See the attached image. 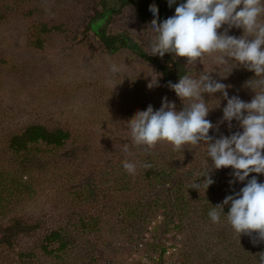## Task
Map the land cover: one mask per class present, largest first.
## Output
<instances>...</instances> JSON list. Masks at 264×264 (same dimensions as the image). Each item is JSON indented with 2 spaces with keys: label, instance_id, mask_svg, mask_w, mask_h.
<instances>
[{
  "label": "rangeland",
  "instance_id": "obj_1",
  "mask_svg": "<svg viewBox=\"0 0 264 264\" xmlns=\"http://www.w3.org/2000/svg\"><path fill=\"white\" fill-rule=\"evenodd\" d=\"M91 6H93V0H0V175L2 176L0 180L2 178L11 180L15 175L20 174L17 173L20 170H23L21 173L23 175L27 169L36 167V164H38L37 168L43 167L44 161L39 160H34L27 165H20L21 163L17 161L18 159L15 158L14 153L10 152L5 143V139L18 133L21 127L29 123L42 121L43 124H48L54 117L69 129L72 126L80 133L85 132V134L82 133L85 135L84 138L89 139L92 131L96 134V131L92 130L93 128L89 127L88 123H85V119L91 115V112H86L89 105L99 104L96 100L99 93L96 91L100 85L112 88L109 92L116 96L120 106L123 105L127 109L122 126L116 127L119 134L118 140L115 139V143L111 142L112 145H109L108 148L120 150L119 154L126 156L133 163L137 161L132 155L136 151L126 123L138 111H141L143 106L146 109L151 104L148 102L154 98L158 103L152 105L155 110L161 106L163 97L175 102L177 110L183 108L180 98L173 90L162 84L160 76H158V86L149 87L151 76L155 78L158 75L155 66L143 63L140 59L130 56L129 52L128 55L125 50H122L117 57H110L111 61L119 64L122 69L121 75L115 77L113 81L112 73L109 71V57L103 53L99 42L96 41L98 44L93 48H86L83 43H77L82 38L85 39L86 34L81 29L74 33L73 31L79 25V21L91 15L88 11V7ZM114 16V20L112 19L108 23L109 29L112 28L126 34L134 39L147 55L155 56L149 54V42L155 34L147 29L148 25H144L138 20L135 9L125 7ZM261 19L264 20V16ZM38 24L61 26L65 33L52 39L53 43L50 42L45 48L33 49L30 46V35L29 45L26 40L31 28H36ZM224 27L227 26H222L218 31H223ZM229 34L239 37L242 35V29L233 27L229 30ZM199 65L204 66V70H215L216 72L210 73L214 79L231 85L228 90L229 97L238 95L242 100L249 102L255 95L252 89L244 86L247 80L254 77V72L246 70L243 66H217L207 55L201 63L197 61V69ZM231 67H234L232 71ZM219 74L228 76L220 77ZM131 75L136 79L137 77L142 78V75L145 76L144 82L138 80L136 83V87L143 90L140 94L135 93L133 86L126 84L123 80ZM65 84L69 85L67 94L56 98L58 88ZM115 85L117 86L114 88ZM51 89L55 91L53 98L47 97L52 92H50ZM203 95L207 101L209 97L206 98V94ZM214 95L220 99V106L210 110L207 117L211 116L213 112L222 111L226 104V100ZM217 103L216 100L211 102L212 106ZM88 110L93 111L92 109ZM219 115L220 113L217 114V118ZM218 120L219 128L228 125L226 122L221 123L220 118ZM97 134L98 139L94 140L98 142L96 149L106 151L103 158H112L109 155V150L106 149L107 144L102 138L99 139L101 134L99 135V132ZM90 141L92 145L93 139L91 138ZM163 144L166 146L168 143L163 142ZM171 158L174 162H180L182 157L173 155ZM98 159L99 157L96 156L93 160H87L80 164L77 161V166H64L59 170V174L49 171L41 183L33 184L30 180L35 192V198L32 200H26L28 196L25 193L17 192L13 182L5 181L0 184L2 195L7 197L4 206L17 205L14 212L10 214L5 212L4 219L0 220V231L1 227L4 229L10 226V221L14 217L21 218L18 220L22 223V226L15 225L10 233L0 232V244H2L0 245V264H68L72 261L79 264V261H82L81 258H87L90 253L103 255L115 262L123 261L125 255L123 248L127 246L125 239L128 234L136 235L134 232L139 230V224L137 220L126 217L123 209L119 208L121 206H118L120 199L116 200V196L113 197L116 201L115 204L109 195L104 197L106 199L104 201L97 199L103 197L99 190H104L107 185H112L110 182L101 183L102 174L95 171L97 169L95 166L100 167L108 160L104 159L103 162ZM54 164L57 163H51V165ZM263 176L264 174H257V178L262 179ZM88 177L93 180L90 182L93 184L96 195L83 200L87 202L82 204H75L74 199V203H72V196H68V194L74 187L76 189L79 186H86L85 179ZM27 183L29 184V182ZM130 197L136 199L133 194H130ZM26 203L28 204L26 205ZM122 206H125L124 203ZM83 216L95 218L100 224V231L91 234L86 239L79 236L77 232L70 235L77 244H81L80 246L76 245L71 256L57 252L56 256L58 257H55L48 255L43 250L44 237L50 230L58 229L64 224H67V227L69 226L71 229L72 223ZM161 220L162 218L155 214L147 222L145 228L149 236L142 239L143 243L149 241L148 244H150L152 240L149 237L154 239V236L157 238L158 234L165 238L164 240H171V233L162 232ZM179 225L183 227L180 233L175 235L177 236L175 238L188 254V259H192L190 264H241L240 259L239 261L236 259L240 252L238 250H240V246H247L252 242V239L243 233L239 237V234L233 231L225 218H222L220 223H212L210 219L201 221L197 216L185 219ZM223 232H228L229 241H223L218 237ZM151 234L153 236H150ZM13 240H15L13 249H6L3 243L10 244V241ZM83 240L90 242V245L86 246L84 250L82 248ZM52 249V247H47L48 251ZM20 253L29 255L27 258L21 259L18 257ZM136 258L139 259L138 256ZM241 258L244 260L245 257L242 255ZM258 259L252 254L242 264H259Z\"/></svg>",
  "mask_w": 264,
  "mask_h": 264
},
{
  "label": "trees",
  "instance_id": "obj_2",
  "mask_svg": "<svg viewBox=\"0 0 264 264\" xmlns=\"http://www.w3.org/2000/svg\"><path fill=\"white\" fill-rule=\"evenodd\" d=\"M182 2L183 0H177V3ZM153 6L157 9V23H159L172 16L177 5L174 4L169 7L167 0H93V6L88 7V11L91 15L88 18L79 21V25L76 26V29L74 28L75 31H73V33L81 29L84 34H86V38H82L77 43H83L86 48H93V46L98 44L96 43V41H98L103 53L109 58L117 57L120 51L125 50L126 53L128 54L129 52L130 56L133 58L140 59L143 63L152 67L155 66L162 84L168 87L169 81L172 83L178 82L180 75L186 71V58H174V54L171 53H165L163 57L158 55L149 56L134 39L128 37L124 33H120L118 30L112 28L109 29L108 27L110 20H114V14L121 12L125 7H132L135 9V14L138 20L142 22V24L149 26L153 20L148 14V9ZM36 28H31L26 40L29 45L30 35V46L33 49L45 48L50 42L53 43L52 39L60 37L59 35L65 33L64 28H61V26L38 24ZM87 34L89 35L87 36ZM190 67L191 66H187V68ZM204 69V66L199 65L197 73ZM249 73L251 74V72ZM144 79L145 76L143 75L142 78L137 77V79L133 77V75L123 78L126 84L128 83L133 86V90L137 94H140L143 90L136 87V83L138 80L144 82ZM100 80L102 79L100 78ZM96 81L99 82L97 79ZM67 87H69L67 84L61 85L57 90L58 96L55 97L65 96V94H67ZM111 89L112 88L110 87L108 88L100 85L99 89L96 91L99 93L96 98L99 104L89 105L88 109H92L93 111L86 110V112H91V115L86 117L85 123H88L89 127L96 131L95 134V132L91 130L92 132L89 135V139L84 138L85 135L82 133L85 134V132L80 133V131L72 126L71 129H69L65 127L60 120H56L54 117L51 123L48 124H43L42 121V123L39 121L29 123L26 126L21 127L18 133L10 135L9 138L5 139L7 148L10 152L14 153L15 158L18 159L17 161L21 163L20 165H27L34 160L44 161V163H42L43 167L40 166L37 168L38 164L34 162L36 167L27 169V172H24L25 174L23 175L21 174L23 173V170H20V172L17 171V173L20 174L15 175L11 180H6V178L4 180L2 178L0 184L5 181L9 183L13 182L16 186L17 192L25 193V195L28 196L26 200L34 199L35 192L30 184V180L33 184H35V182L41 183V180L45 178V175L48 174L49 171L53 174H59V170L64 166H77L81 162L83 163L87 160H93L96 156L99 157L98 160H102L103 162L104 159H107V157L103 158L106 155L104 154L106 151L96 149L98 142H95L94 140L98 139L97 133L99 132V135L101 134L99 139L102 138L107 144L106 149L109 150V155L112 158L107 159L108 161L100 167L95 166L97 168L95 171L97 170L102 174L101 183L110 182L112 185H107L106 189L99 190V193L102 194L103 197L97 199L104 201L106 200L104 197L109 195L112 198V202L115 204V199L118 200L119 198L120 203L118 206H121L119 208L123 209L126 217H130L132 220H137L139 230L137 229L136 232H134L136 233L135 236L131 234L127 235V238L125 239L127 246L123 248V251H125L123 261L115 262L103 255L90 253L87 258H81L82 261L78 260L79 264H125L132 255L150 256L154 252L163 254L167 248L166 244L177 248V258L181 264H190L192 263V259H188V254L185 253L182 245L179 244L175 238L177 237L175 235L179 234L183 227L179 224L185 219L197 216L200 217L201 221L209 220L210 218L207 213L212 205L215 206L221 203L226 195L238 192L246 181L236 182L229 185L228 181L232 179V169L229 167L212 170L210 174L215 182L209 186L206 192L203 188L199 191L195 188H189L192 180L202 170L203 161L206 159V147L203 144L191 147L190 150L187 148L188 146L175 150L170 143L164 146L163 142H158L152 148L133 143L136 153L133 152L132 155L137 159L135 163L137 168L134 174H129L123 169L122 163L129 161L130 159H127L126 156H121L122 154H119L120 150L108 148L109 145H112L111 142L115 143V139L118 140L119 134L117 133L118 131L116 127L120 128V126H122L124 114L127 113L126 107L123 105L120 106L115 98L116 96L109 92ZM226 90L228 91L229 88ZM51 91L52 89L50 92ZM54 93L55 91H52L47 97L53 98L52 96ZM205 94L206 98H208V94ZM216 96L221 97V94L217 92ZM103 100L105 101L103 102ZM150 102L151 105L158 104L155 98L148 103ZM144 108L145 107L143 106L142 110H146ZM219 113L220 115L218 118H220L221 121L222 111H217V113L213 112L211 116L206 118L214 125H217L219 121L217 114ZM236 131H242V129L238 127V122L233 120L231 128L227 125L222 128L218 127V130L210 129L209 135L218 138L220 135L228 136ZM91 138L95 144L92 143L91 145ZM173 155H181L182 158L180 159V162L172 161L171 157ZM52 162L57 164L51 165ZM144 164H150L151 166L144 167ZM209 164H211L210 159ZM253 175L257 176L255 173H250L248 178H251ZM1 177L2 176L0 175V178ZM248 178H246V180ZM200 179L202 180L203 177ZM25 180L26 182H24ZM85 180L87 181L86 186H79L76 189L74 187L72 192L68 194V196H72V203H74L75 200V204H82L87 202L83 200L88 199L92 195H96L93 189V184L90 182L93 181L91 177H88ZM258 181H264V176L262 179L259 177ZM27 182H29V184ZM199 182L200 180H197V183ZM130 194L135 195L136 199L134 200L131 198ZM114 196H116V198ZM6 199L7 197L3 196L0 191V220L4 219L6 213L10 214L17 208V205H14V208V206L12 207L9 204L5 207L4 204ZM123 203L125 206H122ZM27 204L28 203H26V205ZM224 211L225 213L228 211L227 205L224 207ZM155 214H158L159 217L162 218L160 222L162 232L171 233V240H164L165 238L160 237V234L157 235V238L154 236V239L156 240H154L153 237H149L152 242L150 244H148L149 241L144 243L145 245L138 252L136 250L138 243L141 242L144 237L149 236L147 235L145 226ZM222 218L224 217L222 216ZM18 219L21 220L19 217H14L10 221V226L4 229L1 227L2 230L0 232L10 233L15 225L22 224ZM68 229H70L69 226L67 227V224H64V226L61 225L58 229L50 230V232L44 237L45 246L43 247V250L46 251L48 255L58 257L56 256V253L63 252L65 256H71V252L76 245H81L77 244L71 236L77 232L79 236L86 239L91 234L100 231V224L95 218L83 216L74 221L71 229ZM229 232H231V230H229ZM150 236H153V234ZM218 237L223 241H227L228 232L220 233ZM229 239H231L230 236ZM14 241L15 240L10 241V244L3 243V245L6 249H13ZM88 245H90V242L88 240H83V250ZM47 247H52L53 249L48 251ZM238 251L240 252H238L239 255L236 259L238 261L240 259V263L242 264L251 257L252 254L259 258L258 253L264 251V242L256 244L250 242L247 246H240V250ZM28 255L29 254L20 253L18 257L24 259L27 258ZM242 255L245 257L244 260L241 258ZM77 263L78 262L73 263L72 261L68 264Z\"/></svg>",
  "mask_w": 264,
  "mask_h": 264
},
{
  "label": "clouds",
  "instance_id": "obj_3",
  "mask_svg": "<svg viewBox=\"0 0 264 264\" xmlns=\"http://www.w3.org/2000/svg\"><path fill=\"white\" fill-rule=\"evenodd\" d=\"M167 3L169 7L177 5L175 12L159 23L157 9L154 6L148 9L153 22L147 29L155 34L149 42V54L163 57L165 53H171L174 58H186V71L180 75L178 82H168V87L182 101L183 108L177 110L175 102L167 97L162 98L161 106L156 110L149 104L146 110L138 111L126 123L131 141L148 148L158 142H167L175 150L185 146L190 150L203 144L206 159L189 188L198 191L203 188L206 192L215 182L210 174L212 170L230 167L232 179L228 181L229 185L246 183L238 192L226 195L221 203L212 205L207 215L212 223H220L223 216L239 237L243 233L254 244L262 243L264 181H258L255 175L248 177L250 173L264 174V20L261 19L264 16V0H183L182 3L167 0ZM224 25L227 27L218 31ZM233 27L242 29V35H230L229 30ZM206 55L217 66H243L254 72V77L244 85L254 91L253 98L246 102L238 95L229 97L226 89L231 85L214 79L210 73L215 70L197 73V61L201 63ZM108 64L114 81L121 75V66L110 58ZM228 75L219 74L220 77ZM158 76H151L149 87L158 86ZM217 92L226 100L220 122H227L231 128L235 120L242 131L218 138L209 135L210 129L218 130V125L206 118L210 110L220 106V99L214 95ZM205 93L209 97L207 101ZM212 100L218 103L212 106ZM122 167L129 174H134L137 165L125 161ZM197 180L200 182L197 183ZM226 205L228 211L225 213ZM258 256L259 264H264V251Z\"/></svg>",
  "mask_w": 264,
  "mask_h": 264
},
{
  "label": "built area",
  "instance_id": "obj_4",
  "mask_svg": "<svg viewBox=\"0 0 264 264\" xmlns=\"http://www.w3.org/2000/svg\"><path fill=\"white\" fill-rule=\"evenodd\" d=\"M143 242H139L136 250L139 252L143 247ZM167 248L163 254L158 252L152 253V255H141L136 258L135 255H132L125 264H181L177 258V248L175 246H170L166 244Z\"/></svg>",
  "mask_w": 264,
  "mask_h": 264
}]
</instances>
